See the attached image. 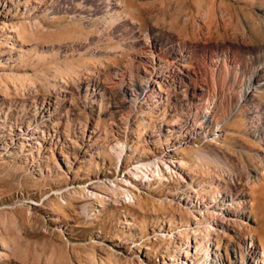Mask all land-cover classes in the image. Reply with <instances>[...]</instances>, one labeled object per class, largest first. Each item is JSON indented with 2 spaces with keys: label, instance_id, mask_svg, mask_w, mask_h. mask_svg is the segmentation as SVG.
Instances as JSON below:
<instances>
[{
  "label": "rangeland",
  "instance_id": "1",
  "mask_svg": "<svg viewBox=\"0 0 264 264\" xmlns=\"http://www.w3.org/2000/svg\"><path fill=\"white\" fill-rule=\"evenodd\" d=\"M263 15L264 0H0V264H229L250 232L261 250L251 153L264 146L240 115L184 132L202 85L180 71L219 90L211 57L256 64ZM159 32L174 73L147 86L142 55ZM169 43L191 60L173 62ZM150 161L170 174L127 188ZM232 179L257 195L251 220L212 208Z\"/></svg>",
  "mask_w": 264,
  "mask_h": 264
},
{
  "label": "bare ground",
  "instance_id": "2",
  "mask_svg": "<svg viewBox=\"0 0 264 264\" xmlns=\"http://www.w3.org/2000/svg\"><path fill=\"white\" fill-rule=\"evenodd\" d=\"M154 34L157 38L159 37V39L154 40L152 37H149V39L146 40L145 51L142 55V59L146 60L145 62H147L150 67L149 70H145L147 78L145 82L147 86L151 84L152 81L156 80V78L163 80L174 73V69H169L170 66L166 68L164 67L165 64L161 57H159L161 53L159 46H162L160 43H164V40L162 39L164 38V34L162 32ZM157 44H159V46ZM169 44V47L171 46V48L168 47V49L175 50V56H171L173 62L178 63V65H183L182 63L189 61V59L191 60L192 55H189L183 48L178 49L175 44H173V47L171 43ZM177 45L179 46L180 44L178 43ZM257 52L258 53H255L254 55V57L258 59L256 64L251 63L249 60L236 59L233 54L227 55V51L223 52V54L220 53V55L216 54L212 56L210 65L213 71L216 74H219L222 71L225 72V77L223 78L224 82H221L222 84L219 90L218 88L214 89L215 85H213L214 87L210 86L202 73H200V69L198 71L196 66H184L185 70H182L180 71L181 73H179L183 75V77H189L188 79L191 78V81L196 84L199 82L202 85L198 88L199 91H201V97L199 104L196 106L197 111L193 118L192 111H190L193 109L189 108L188 111L190 115L185 119L183 125L184 132L192 129V131L198 135H206L204 133L206 128L209 130L211 126L216 124V128L221 130L220 123L222 121L228 122L227 120H231L233 115H236L237 117L240 115L247 118L251 130L254 131V136L264 146V100L262 101L260 98V94L264 93V44L259 47ZM218 56H220V58L223 57V67L221 60L218 61ZM160 63L163 65L160 66ZM167 63L169 62L167 61L166 64ZM154 83L156 82L154 81ZM136 102L138 101H134V103ZM117 143L118 145H116V149L119 151V156L122 157L125 152V147L124 145H120V142ZM251 154L255 160V173L257 174V177L260 175L264 176V150L262 152L253 151ZM223 161L225 160L223 159L221 162ZM168 165L166 164L165 169L163 162L161 161H150L138 165L134 169L131 181H128L127 183V188L130 189L134 187V184H136V181L138 180L142 182L152 181L151 177H157L161 174L164 177H167V174L172 169V167ZM225 165L228 167L229 163L225 161ZM235 165H237L239 170H242L243 164L238 163ZM239 173L240 171H238V174ZM258 181L257 183L261 182ZM252 183L254 184V180ZM248 188L249 187L246 183L232 179V189L229 194L217 198L218 200L215 201L216 205L212 206V208L217 207L218 210L225 211L223 214L231 216L230 221H234L235 219L242 223V219L251 220L250 217H248V214L250 213L248 208H251V205H254V200L252 203L251 199L255 198L257 195L253 189L249 190ZM226 201H231V203H229L228 207L222 208V205ZM228 211L230 213H228ZM261 222V231L263 234L264 219H261ZM250 233L249 235L246 234L245 236H242L237 245L231 248L229 264H264V242L260 250L254 236L255 234L252 235ZM262 238L260 239L262 240ZM238 258L240 259L239 261Z\"/></svg>",
  "mask_w": 264,
  "mask_h": 264
}]
</instances>
